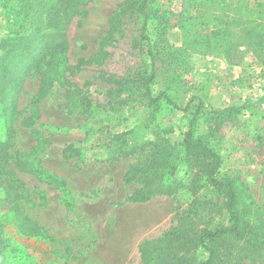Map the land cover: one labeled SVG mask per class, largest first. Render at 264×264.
<instances>
[{"label": "rangeland", "instance_id": "rangeland-1", "mask_svg": "<svg viewBox=\"0 0 264 264\" xmlns=\"http://www.w3.org/2000/svg\"><path fill=\"white\" fill-rule=\"evenodd\" d=\"M121 1L86 0L78 6L66 30L70 68L63 73L68 84L54 83L35 101L41 70H33L19 95L16 116L10 120L0 109V139L9 142V168L21 182L17 189L22 193L20 204L55 243L18 233L2 184L0 223L7 237L43 264H62L65 259L68 264H139L140 243L174 224L177 212L187 207L189 196L182 188L176 196L158 194L143 202L127 200L139 185L124 183L123 175L129 165L147 158L150 145L112 160V137L127 131L128 145L141 144L154 139L157 126L169 131L164 135L179 146L187 130L188 112L196 106L201 112L195 135L219 153L221 174L234 178L238 191L246 189L264 213V53L257 55L241 40L242 33L236 27H231L233 42L225 56L197 54L193 44L184 43L190 31L205 34L236 16L248 21L255 0H156L153 6L159 9L157 13L165 10L169 29L165 48L154 58L151 90L154 95L164 90L170 102L160 100L155 124L147 127L143 123L147 101L138 79L149 70L150 60L146 46L138 39L134 15L123 19L122 31L104 46L107 54L102 64L78 63L98 50L108 20ZM253 23L261 30L264 21ZM6 33L0 8V36ZM67 88H78L79 95H86L92 101L90 110L76 105L68 108ZM186 106L188 111L183 110ZM228 106L242 108L224 117L212 112ZM67 145L78 151L64 152ZM18 153L36 159L46 174L38 178L17 170ZM183 172L176 176L185 177ZM199 256L206 258V251L200 249Z\"/></svg>", "mask_w": 264, "mask_h": 264}, {"label": "trees", "instance_id": "trees-1", "mask_svg": "<svg viewBox=\"0 0 264 264\" xmlns=\"http://www.w3.org/2000/svg\"><path fill=\"white\" fill-rule=\"evenodd\" d=\"M85 1L0 0L7 25V33L0 36V109L10 120L16 116L19 95L33 70H41L35 101L43 98L54 83H67L63 73L70 68L66 30L71 18L78 13V6ZM155 2L122 0L108 20L98 50L88 59L78 60V63L102 64L107 54L104 46L122 31L123 19L134 15L138 21V39L146 46L150 60L149 70L143 71L138 79L147 101L145 127L155 124L160 100L164 98L170 102L164 90L155 95L151 90L155 79L154 58L159 49L165 48L169 29L165 10L157 13L159 9L153 6ZM253 12L248 21L238 16L229 18L224 21V26L216 25L205 34L190 31L184 43L186 46L193 44L197 54L225 56L233 42L231 27H236L242 33L241 40L261 56L264 53V24L257 30L253 22L264 21V0H255ZM78 91V88L66 89V106L76 105L89 111L92 101L86 95H79ZM241 108L228 106L212 112L224 117L239 113ZM188 109V106L183 108ZM200 112L199 106L188 112L187 130L179 146L164 135L169 131L157 126L153 130L154 139L141 144L128 145L127 131L112 137L115 145L110 152L112 160L150 145L147 158L129 165L123 175L124 183L139 185L127 200L143 202L158 194L176 196L182 188L189 196L187 207L177 212L174 224L159 236L140 243L139 264H264V213L246 189L238 191L234 178L221 174V156L201 136L195 135ZM71 150L78 151L67 145L64 152ZM10 158L8 139H0V184L4 186L8 208L14 213L18 233L54 244L55 238L24 212L19 201L22 193L17 192L21 182L9 168ZM15 167L38 178L46 174L36 159L27 154H17ZM178 171H184L185 177H177ZM200 249L206 251V258L199 256ZM0 264L43 263L38 256L7 237L0 223ZM62 264H68L67 259Z\"/></svg>", "mask_w": 264, "mask_h": 264}]
</instances>
